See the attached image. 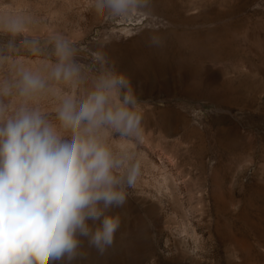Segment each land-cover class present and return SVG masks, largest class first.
Here are the masks:
<instances>
[{
	"label": "rangeland",
	"instance_id": "rangeland-1",
	"mask_svg": "<svg viewBox=\"0 0 264 264\" xmlns=\"http://www.w3.org/2000/svg\"><path fill=\"white\" fill-rule=\"evenodd\" d=\"M91 4L0 0V12L34 21L14 49L0 33V80L15 65L50 66V49L27 41L62 36L86 73L99 68L94 53L124 73L143 113L142 143L112 138L142 161L125 204L108 210L121 217L114 242L101 254L81 237L71 264H264V0H150L126 22ZM87 91L58 86L39 107L55 121L60 98Z\"/></svg>",
	"mask_w": 264,
	"mask_h": 264
},
{
	"label": "clouds",
	"instance_id": "clouds-1",
	"mask_svg": "<svg viewBox=\"0 0 264 264\" xmlns=\"http://www.w3.org/2000/svg\"><path fill=\"white\" fill-rule=\"evenodd\" d=\"M150 0H92L105 22H126ZM31 17L0 12V33L10 49L24 44ZM150 42L161 46L162 37ZM33 53L45 48L54 63L33 71L14 66V77L0 80V264H52L82 256L81 237L101 254L121 225L107 214L125 204L142 174V161L131 145L112 138L143 142V113L127 76L108 65L103 54L86 73L78 49L62 36L27 41ZM3 63V61H0ZM58 86L88 87L83 98L63 96L55 121L39 101L55 96ZM16 98L19 103L12 104ZM89 221L100 223L93 229Z\"/></svg>",
	"mask_w": 264,
	"mask_h": 264
},
{
	"label": "bare ground",
	"instance_id": "bare-ground-1",
	"mask_svg": "<svg viewBox=\"0 0 264 264\" xmlns=\"http://www.w3.org/2000/svg\"><path fill=\"white\" fill-rule=\"evenodd\" d=\"M187 226V225H186ZM193 231V230H192Z\"/></svg>",
	"mask_w": 264,
	"mask_h": 264
}]
</instances>
